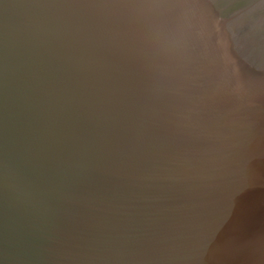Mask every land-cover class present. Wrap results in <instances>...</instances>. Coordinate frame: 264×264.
Returning <instances> with one entry per match:
<instances>
[{
    "label": "water",
    "instance_id": "95a60500",
    "mask_svg": "<svg viewBox=\"0 0 264 264\" xmlns=\"http://www.w3.org/2000/svg\"><path fill=\"white\" fill-rule=\"evenodd\" d=\"M0 264H264V0H0Z\"/></svg>",
    "mask_w": 264,
    "mask_h": 264
}]
</instances>
